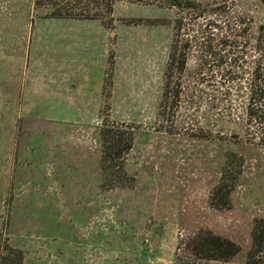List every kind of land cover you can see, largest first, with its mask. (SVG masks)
Masks as SVG:
<instances>
[{
  "label": "rangeland",
  "instance_id": "374dc122",
  "mask_svg": "<svg viewBox=\"0 0 264 264\" xmlns=\"http://www.w3.org/2000/svg\"><path fill=\"white\" fill-rule=\"evenodd\" d=\"M45 1L0 0V257L6 243L24 264H248L253 222L264 219V147L214 100L213 79L197 75L216 74L199 42L239 23L255 56L263 5L116 0L100 19L76 20L50 17L58 6ZM174 47L185 63L165 102ZM104 120L133 132L122 160L130 187L100 186ZM229 154L242 167L229 208L215 209ZM201 232L239 251L197 258L187 246Z\"/></svg>",
  "mask_w": 264,
  "mask_h": 264
},
{
  "label": "trees",
  "instance_id": "16d2710c",
  "mask_svg": "<svg viewBox=\"0 0 264 264\" xmlns=\"http://www.w3.org/2000/svg\"><path fill=\"white\" fill-rule=\"evenodd\" d=\"M70 1L63 0L52 10L50 17L56 19L96 20L109 14L111 5L116 0H82V8L73 12L74 6ZM48 2V1H47ZM45 0H34V7L48 4ZM264 7V0H259ZM248 26L239 23L235 28L228 29L225 35L216 39L199 42L202 57L207 55L216 68V74L207 76L199 72V84L212 80L215 89L214 100L221 103L228 110L227 116L236 121H244L254 128L249 132L257 144L264 147V24L257 28L252 51L255 56L247 55L244 39ZM215 38V36H214ZM177 50L171 49L168 56V65L164 71L163 101H168L169 85L174 73H180L185 59ZM203 64V60H201ZM247 76V77H245ZM247 78V79H246ZM174 102L179 101V94L172 95ZM240 107V109H239ZM249 128V127H248ZM245 128V129H248ZM249 131V130H248ZM99 170L100 186L102 189L130 187L123 171L122 160L130 150L133 132L123 124L102 121L99 128ZM234 155L225 157L224 167L219 182L209 197V206L215 209H228V195L236 185L237 177L242 167V160H234ZM190 253L200 259L227 262L238 251L239 247L233 242L212 235L210 232H201L188 244ZM4 256L0 257V264H24L19 250L4 243ZM264 252V219H256L251 230V245L247 252L248 264H262Z\"/></svg>",
  "mask_w": 264,
  "mask_h": 264
}]
</instances>
